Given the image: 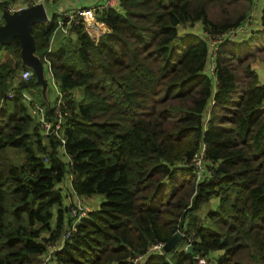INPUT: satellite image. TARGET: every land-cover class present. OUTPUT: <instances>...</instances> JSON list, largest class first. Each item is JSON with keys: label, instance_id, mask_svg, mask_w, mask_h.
I'll use <instances>...</instances> for the list:
<instances>
[{"label": "trees", "instance_id": "16d2710c", "mask_svg": "<svg viewBox=\"0 0 264 264\" xmlns=\"http://www.w3.org/2000/svg\"><path fill=\"white\" fill-rule=\"evenodd\" d=\"M253 6L118 0L98 15L112 30L97 43L80 26L51 43L57 19L35 23L36 53L68 103L57 133L25 99L54 121L35 75L21 78L19 39L0 43L10 54L0 61V264H134L178 229L193 233L192 252L177 244L137 264H197V253L264 264V82L248 59L264 45V6L259 29L226 36ZM203 32L224 37L214 56ZM202 146L214 173L201 178L191 159ZM75 194L101 201L60 243Z\"/></svg>", "mask_w": 264, "mask_h": 264}, {"label": "built area", "instance_id": "2783aa9c", "mask_svg": "<svg viewBox=\"0 0 264 264\" xmlns=\"http://www.w3.org/2000/svg\"><path fill=\"white\" fill-rule=\"evenodd\" d=\"M37 2H44V0H26V4L19 5V6H11L10 4H6L5 8L8 11L12 12L16 9H20L32 4H35ZM118 3V0H96L94 4L89 5H82L77 6L75 8H72L64 13H62L61 17L57 18V25L53 31L51 41L55 38L56 33L60 32L64 36H71L75 33V28L77 26H80L82 31L90 38H92L95 43L98 42V40L105 36L107 33L111 32L112 27L110 24H108L106 21L100 19L98 17V14L110 7H115ZM2 18V17H1ZM49 21V20H48ZM47 21V22H48ZM89 22H92L93 26L90 28ZM242 26H239L237 29L228 31L226 35L229 33H232L236 30L239 31V29ZM203 36L205 40L210 44L212 47V56H214L215 49L217 47V44L223 37L221 35H211L209 33L203 32ZM207 70L210 74H213V62L210 60V64L207 67ZM33 72L30 68H25L21 70V77L23 79H29L32 76ZM49 74H50V84L53 87V99L50 103V106L53 111V118L54 121L51 122L45 117V110L44 108L37 103L31 96L24 93L25 99L30 104V111L32 114H34L37 119L40 121V125L42 129L47 132H55L57 133L63 117L68 113V103L63 95V92L57 85L53 74L49 67ZM7 96H11V93H8ZM204 146H202L192 157L191 159V165L195 168L196 174L199 177L203 176H212L214 171L211 167L204 166ZM201 164V165H200ZM203 164V165H202ZM70 217L72 219V223L69 226L68 230L63 234L61 238V242L68 239L74 230V224L83 216H85L88 212V209L86 207L85 200L78 196L74 195V202L70 206ZM176 232H180L182 234V240L180 241L181 249L187 251L188 247L192 243L193 239V233L191 234H185V232L181 229H178ZM163 244L164 243H154L152 244L149 249L142 254L137 255L135 258L132 259V262L134 264H137L138 261L143 258L144 256H147L148 254L152 252H162L163 251ZM56 247V245H52L49 249V253L44 256V261L48 262L50 261V252H52ZM180 249V248H179ZM195 259L197 261V264H207V259L203 254L197 253L195 255ZM170 264H173V262H170Z\"/></svg>", "mask_w": 264, "mask_h": 264}, {"label": "water", "instance_id": "95a60500", "mask_svg": "<svg viewBox=\"0 0 264 264\" xmlns=\"http://www.w3.org/2000/svg\"><path fill=\"white\" fill-rule=\"evenodd\" d=\"M2 22L0 23V43H10L17 37L20 42V58L24 65L29 67L36 78V83L40 85L43 98H46L48 88L44 74L43 61L40 59L35 49V40L32 34V26L35 23L48 21L47 12L43 2L16 9L12 12L7 9L2 10ZM182 238L180 232L175 234L163 244V251L168 252L176 246ZM193 246L187 249L192 252Z\"/></svg>", "mask_w": 264, "mask_h": 264}, {"label": "rangeland", "instance_id": "374dc122", "mask_svg": "<svg viewBox=\"0 0 264 264\" xmlns=\"http://www.w3.org/2000/svg\"><path fill=\"white\" fill-rule=\"evenodd\" d=\"M6 3L10 4L11 6L16 7L19 5L26 4V0H6ZM45 5L47 7V11H48L49 15L52 17L53 12H52L50 4H48V2H45ZM5 6H6V4L5 5L3 4V6L0 7V22H2L1 21V19H2L1 15H2V10H3L2 7L5 8ZM263 6H264V0H254V6H253L252 13H250L248 15L247 19L245 20V22L243 24H241L242 27L239 29V31L236 30L232 33H229L228 35H226L227 38L241 41V40H244L245 38H247L248 36H250L252 34L253 30L259 29L260 28L259 16H260L261 9ZM211 11H212V14H211L212 16L218 15V10L216 7L212 8ZM90 28H91V25H90ZM198 28H199V26L194 25L189 29L192 30L193 32H200L199 30H197ZM220 42H222V39L219 41L218 44H220ZM218 44H217V46H218ZM253 47H254V51H253V53L249 54L248 59L250 60L252 67L255 69V71L258 75V79L260 81L264 82V45L263 46L262 45L261 46L260 45H253ZM8 56H10L9 51L5 48H1L0 49V61L5 60ZM211 61H212V58H211ZM20 75H21V72H20ZM41 97L43 98L42 95H41ZM44 101H46V100L44 99ZM51 102H52V100L48 103H51ZM40 105L45 110V106L42 104H40ZM203 164H204V166L210 167L206 160L203 161ZM85 203H86L87 209L94 207L96 205V203H94L93 201H89V200H86ZM208 206H209L208 203L203 204L202 210L200 211L202 216H204V213H205L204 210ZM182 239L183 238H181V240ZM177 249L183 250V249H181L180 242L178 243Z\"/></svg>", "mask_w": 264, "mask_h": 264}, {"label": "crops", "instance_id": "0c3cea01", "mask_svg": "<svg viewBox=\"0 0 264 264\" xmlns=\"http://www.w3.org/2000/svg\"><path fill=\"white\" fill-rule=\"evenodd\" d=\"M45 2H48V4H50L51 9H52V17L49 15L48 11H47V7L45 5ZM96 2V0H44V6H45V10L47 12V16H48V20H52L54 18H59L61 17L62 13L75 8L77 6H82V5H89V4H94ZM99 15V14H98ZM259 15V14H258ZM89 24L91 26H93L92 22H89ZM190 30V29H189ZM192 31V30H190ZM60 36H64L62 35L60 32L56 33L55 38L52 40L51 43H53V41H55V39H57ZM72 36V35H71ZM44 65V74H45V79L47 81L48 84V88H47V92H46V98H43V100L45 99L47 104H50L48 102H50L53 99V87L50 84V74H49V64L48 63H43ZM86 200L89 201H93L94 203H96V206H98L99 202L101 201V197L100 196H94V197H89L86 198ZM88 202V201H87ZM218 203V197H212L209 202L208 205L209 207H215Z\"/></svg>", "mask_w": 264, "mask_h": 264}]
</instances>
